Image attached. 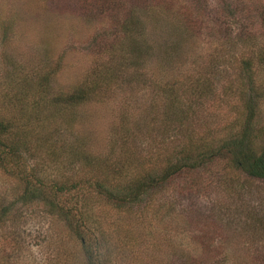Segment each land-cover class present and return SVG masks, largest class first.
I'll return each instance as SVG.
<instances>
[{
    "label": "rangeland",
    "instance_id": "1",
    "mask_svg": "<svg viewBox=\"0 0 264 264\" xmlns=\"http://www.w3.org/2000/svg\"><path fill=\"white\" fill-rule=\"evenodd\" d=\"M262 11L264 0H0V112L31 109L45 77L52 96L87 97L66 110L40 108L48 118L32 125L29 148L19 149L18 174L0 167V205L14 201L0 217V264H75L72 245L62 251L51 240L56 223L44 204L15 201L24 188L20 174L54 178L106 167L118 188L161 170L183 147L195 157L238 136L247 96L243 59L252 60L264 92ZM250 29L254 43L236 39ZM174 91L177 121L166 115V94ZM251 128L258 151L264 96ZM160 189L126 205L120 235L128 247L120 255L110 248L109 263L264 264L263 180L218 157Z\"/></svg>",
    "mask_w": 264,
    "mask_h": 264
},
{
    "label": "trees",
    "instance_id": "2",
    "mask_svg": "<svg viewBox=\"0 0 264 264\" xmlns=\"http://www.w3.org/2000/svg\"><path fill=\"white\" fill-rule=\"evenodd\" d=\"M204 3L205 1L200 5ZM206 8L205 6L198 9L200 10L199 16ZM260 19L263 24V11ZM121 24L122 32L129 33L128 21ZM251 31L250 29L244 36L239 32L236 33V39L246 44L254 43V34L250 35ZM262 50L264 49L257 51L259 62L264 65V51ZM242 69L247 73V96L243 101L246 106L245 118L242 131L238 136L225 138L217 146L207 147L205 152L196 154L195 157L190 155L192 151L189 147H183L174 159H166L165 166L161 170H151L150 173H145L141 177L135 175L129 177L127 184L118 188L111 182L106 167H100L98 172L93 171L92 168V170L85 169L88 173L79 171V173L54 178H48L45 175L27 176L29 173L22 176L20 174L24 181V188L15 201L21 200L23 203L40 201L44 204L46 214L50 217V223H56V232L51 234V240L54 239L62 251L66 250L67 243H70L75 264H113V261L109 263L110 260L107 259L109 249L112 248L120 255L128 247L124 239L125 235H120L124 216L129 211L126 205L139 204L145 196L164 188L167 183L183 173L194 171L195 168L219 157L228 160L231 166L244 175L264 181V146L258 151L251 146L253 142L252 120L260 109V100L264 92L260 90L259 85H256L254 78L256 68L251 59L242 60ZM37 86L41 93L37 95L31 109L22 106L14 109L3 107L0 112V167L10 174H18L15 168L21 165L19 149L29 148V143L32 142L31 132L35 128L32 125H37L41 123V119L48 118V115L43 116L40 113V108L50 106L53 109L66 110L87 100L83 93L73 94L70 101L63 93L52 96L50 92L45 91L49 87V79L46 77ZM262 87L264 89L263 85ZM198 90L199 88L196 92ZM166 99L168 102L166 115L169 117L174 115L171 119L177 121L181 115L179 111L181 101L175 91L174 94L167 93ZM17 121L22 124V127L15 125ZM69 123L70 121L66 122V126ZM39 125L42 126V123ZM29 127L31 129L26 132ZM63 130L61 127H55L54 132L62 136L65 135ZM69 140L76 143L77 138ZM69 152L81 155L79 150L71 149ZM89 159L84 156L85 162L83 163L89 166L93 163ZM81 166L84 167V164ZM13 202L0 205V217L10 212Z\"/></svg>",
    "mask_w": 264,
    "mask_h": 264
}]
</instances>
